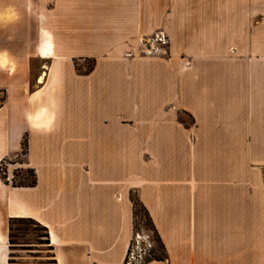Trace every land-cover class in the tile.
Wrapping results in <instances>:
<instances>
[{"label": "crops", "instance_id": "crops-1", "mask_svg": "<svg viewBox=\"0 0 264 264\" xmlns=\"http://www.w3.org/2000/svg\"><path fill=\"white\" fill-rule=\"evenodd\" d=\"M0 91V162L25 137L35 175L0 180V264L10 219L50 264H124L131 194L166 256L147 264H264V0H0Z\"/></svg>", "mask_w": 264, "mask_h": 264}, {"label": "rangeland", "instance_id": "rangeland-1", "mask_svg": "<svg viewBox=\"0 0 264 264\" xmlns=\"http://www.w3.org/2000/svg\"><path fill=\"white\" fill-rule=\"evenodd\" d=\"M143 57V56H142ZM156 59V58H150ZM91 68V65L86 66V71ZM34 70V67H33ZM36 74V73H35ZM5 100V94L0 91V105ZM179 120L190 122L189 119L183 116H179ZM22 143V141H21ZM14 146V147H13ZM16 145H11V148H15ZM21 150V148H20ZM20 154V152H19ZM14 158L3 159L0 163V175H5L6 180L14 181L15 184L22 182H30L31 177L29 174V168L26 167L25 157L20 155ZM1 180V179H0ZM136 229L143 241L151 246L153 249L156 244L153 239L151 231L143 228L142 224ZM11 242L13 243L9 248V263L11 264H50L48 248L46 247L44 233L33 224L24 222H14L11 224ZM151 252V250H150Z\"/></svg>", "mask_w": 264, "mask_h": 264}, {"label": "trees", "instance_id": "trees-1", "mask_svg": "<svg viewBox=\"0 0 264 264\" xmlns=\"http://www.w3.org/2000/svg\"><path fill=\"white\" fill-rule=\"evenodd\" d=\"M183 122V120H181ZM27 154V142H26V139L25 137L22 139V143H21V150H20V156H26ZM1 164V163H0ZM29 174H30V177H31V181L30 182H22L20 184H15L14 181H11V187L12 188H32L35 186V175H34V172L33 170L29 169ZM6 176L5 175H0V179L1 181H3L5 184H8L7 183V180H6ZM130 201L132 203V215H133V234L135 233L137 227L140 225L139 224H142L143 225V228L151 231V233L153 234V239L155 241V244L156 246L151 249V252H150V257L147 258L145 260V263L144 264H147L149 263L150 261L152 260H155V261H164L166 260V256H165V253H164V248H163V245L159 239V236L151 222V219L146 211V209L143 207V205L139 202V200L137 199L136 195H130ZM24 221H27L31 224H33L34 226L36 227H39L44 235L43 237L45 238V243L44 244H48V236H47V232H46V229L43 228V227H40L38 224H36L35 222H33L32 220H29V219H10L9 222H8V225H9V239H8V242H9V248H11L12 246V242H11V235H10V231H11V224L14 223V222H24ZM138 227V228H139Z\"/></svg>", "mask_w": 264, "mask_h": 264}, {"label": "built area", "instance_id": "built-area-1", "mask_svg": "<svg viewBox=\"0 0 264 264\" xmlns=\"http://www.w3.org/2000/svg\"><path fill=\"white\" fill-rule=\"evenodd\" d=\"M169 39L163 32H157L140 41L139 53L145 58H160L165 55ZM127 56H130L128 54ZM151 246L146 244L138 233H134L125 255L124 264H144L150 257Z\"/></svg>", "mask_w": 264, "mask_h": 264}, {"label": "bare ground", "instance_id": "bare-ground-1", "mask_svg": "<svg viewBox=\"0 0 264 264\" xmlns=\"http://www.w3.org/2000/svg\"><path fill=\"white\" fill-rule=\"evenodd\" d=\"M42 78H43V77H40V78L38 79V83H40V82L42 81Z\"/></svg>", "mask_w": 264, "mask_h": 264}, {"label": "clouds", "instance_id": "clouds-1", "mask_svg": "<svg viewBox=\"0 0 264 264\" xmlns=\"http://www.w3.org/2000/svg\"><path fill=\"white\" fill-rule=\"evenodd\" d=\"M10 19V18H9Z\"/></svg>", "mask_w": 264, "mask_h": 264}]
</instances>
